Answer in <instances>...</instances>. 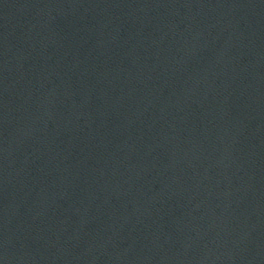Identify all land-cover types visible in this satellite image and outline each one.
<instances>
[{"label": "water", "instance_id": "1", "mask_svg": "<svg viewBox=\"0 0 264 264\" xmlns=\"http://www.w3.org/2000/svg\"><path fill=\"white\" fill-rule=\"evenodd\" d=\"M0 264H264V0H0Z\"/></svg>", "mask_w": 264, "mask_h": 264}]
</instances>
